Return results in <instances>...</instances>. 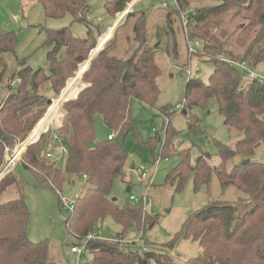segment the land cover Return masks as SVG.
I'll return each mask as SVG.
<instances>
[{
	"label": "trees",
	"instance_id": "1",
	"mask_svg": "<svg viewBox=\"0 0 264 264\" xmlns=\"http://www.w3.org/2000/svg\"><path fill=\"white\" fill-rule=\"evenodd\" d=\"M132 1L105 2L107 18L115 20ZM190 1L175 0L174 6L167 3L163 7L168 9L164 18L171 31L175 16L181 10H187ZM37 2L46 18L60 19L69 15L73 23L86 26V37L74 36L67 27L48 29L43 44L49 47L47 73L43 69L33 71L25 67L19 70L18 84L8 91L0 104V165L4 149L13 148L17 142L22 143L44 117L46 111L36 108L42 99L40 90L47 86L56 96L60 95L67 80L91 59L83 71L86 86L75 98L62 105L63 120L55 130L67 149L64 173L85 180V190L73 203L67 227L78 238L97 230L106 217L114 218L123 231L131 227L139 228L142 224L143 227H153L157 220L146 216L141 205L128 203L119 208L109 198L113 182L123 176L128 158L120 139L129 134L134 126L130 103L135 99L152 107L160 95L156 84L160 69L154 60L158 45L147 46V15L135 12L133 7L132 12L125 14L126 22L136 18L132 28L135 47L127 57L118 58L112 54L117 45L116 38L94 53L102 33L98 26L93 29L87 19L90 9L88 0ZM217 2L209 7L195 8L184 19L185 25L180 21L186 39L198 38L202 41V51L197 55L208 58L206 61L213 67L207 83L197 77H189L186 81L182 114L187 119L186 132L194 138L201 132V127L191 111L196 107L205 109L208 101L214 100L224 126L239 139L233 146L213 140L220 159L215 167L205 156H199L192 162L189 149H179L175 145L174 138L177 139L179 133L170 127V120L166 123L163 139H151L146 146L160 159L173 156L179 159L167 173L163 185H172L179 192L191 180L197 192L208 185L214 175L221 188L233 187L243 193L253 207L234 223L238 208L236 203L212 202L191 213L175 237L159 246L123 245L122 235L117 241L93 240L86 245L90 258L84 264H177L169 252L181 239L197 242L202 251L200 257L190 258L186 264H264V163L249 160L257 147L264 146V83L249 80L244 86L238 68L239 64L249 60L254 65L264 61V0ZM233 9L235 16L246 21L234 39V45L243 48V53L234 56L227 51L226 57H222L220 47L210 44L212 37L203 30V26ZM119 27L117 24L114 31L117 32ZM160 30L163 32L164 28ZM16 44L15 32L0 33V55L13 53ZM19 62L22 64L23 60ZM73 93L74 90L70 91V95ZM171 109L167 107L160 111L170 118ZM26 110L30 111L24 113ZM96 116L110 132L105 141H96ZM45 133L30 141L15 169L0 179V264H47V240L32 242L26 235L29 211L18 173L23 169L33 177L36 185L49 188L58 197L66 179L56 162L44 157L42 141ZM109 136L112 138L109 139ZM238 156L243 157V162L248 160V163L242 165V162L227 170L230 161Z\"/></svg>",
	"mask_w": 264,
	"mask_h": 264
},
{
	"label": "rangeland",
	"instance_id": "2",
	"mask_svg": "<svg viewBox=\"0 0 264 264\" xmlns=\"http://www.w3.org/2000/svg\"><path fill=\"white\" fill-rule=\"evenodd\" d=\"M107 1L109 0H88L90 9L87 19L92 23L93 29L98 26L101 30L102 34L98 37L97 47L116 38L117 45L112 54L118 58L127 57L135 47L132 41V28L136 18H131L127 22L122 14L118 15L115 20L107 18L104 9V4ZM132 3H134L133 10L135 12H144L147 15V46L158 45L154 60L160 69V76L156 79L160 95L152 107L135 99L130 103V117L134 121V126L129 134L120 139L128 158L123 176L113 182L109 198L119 208H123L126 204L133 203L130 200L131 197L140 199L148 195L150 207L145 215L157 220V223L153 227L147 225L143 227L142 224L139 228L131 227L123 231L122 226L114 218L106 217L98 225L96 234L100 240L107 241H117L120 238L119 235H122L121 244L123 245L127 242L126 245L135 243L138 247L148 244L159 246L167 244L175 237L191 213L203 209L212 202L236 203L238 208L233 219L234 223L253 207V203L245 200L246 196L233 187L221 188L214 175L211 176L208 185L197 192L194 191L191 180H188L181 191L176 192L172 185L163 184L167 173L179 162L178 157L160 159L158 156H154L146 146V143L151 139H163L166 123L170 120V127L179 133L177 139L174 138L175 145L179 149H189L192 162L199 156H205L208 158L209 164L215 167L219 164L220 159L213 140L233 146L239 139L234 132H230L224 126L214 100H209L205 109L196 107L191 111V114L200 121L201 127V132L194 138L187 134V119L182 114L185 107L183 99L186 81L189 77H197L207 83L213 72V67L206 61L208 58L197 55L202 51V41L191 37L190 40L186 39L181 30L180 21L183 23L195 8L215 5L218 3L217 0H191L187 10H181L175 16L172 31L165 24L164 14L168 9H164L159 0H137L136 2L133 0L128 5ZM167 3L169 6H174L175 0H167ZM128 5L124 12L128 9ZM235 13L236 11L233 9L203 26V30L212 37L210 44L215 43L220 47V56L222 57H226L225 52L227 51H230L234 56L243 53V48L234 45V39L240 33L239 28L243 27L246 21L235 16ZM117 24L120 27L116 32L114 29ZM156 26L158 28L155 30ZM65 27L69 28L72 34L78 38L86 37V26L73 23L69 15L60 19L46 18L37 0H0V33L15 32L17 35L14 52L0 55V104L5 100L8 91L18 84L17 74L23 67L33 71L43 69L47 73L46 56L49 47L43 46L46 40V30ZM161 28H164L163 32L160 30ZM63 52L62 49L61 54ZM22 60L21 64L19 61ZM90 60L84 62L73 74V77L67 80L60 95L56 96L47 86L40 90L42 99L36 108L46 111L44 117L48 112L49 114L42 121V123L45 122L42 131L40 129L41 132L36 136L44 133V129L52 119L49 130L45 133L42 141L43 154L49 151L48 145L51 143V136L59 127L57 126L58 122L62 123L63 120H61L63 110L57 111V108H60L62 104L59 100L68 87L75 91L73 96L75 97L86 86L83 81V71L88 67ZM245 68L246 71L239 68L244 86L249 83V79L246 77L248 72L255 74L257 79L264 80V61L254 65L252 60H249L245 62ZM187 71H190V76ZM76 81L79 83L77 87ZM49 100L52 101L51 104H48ZM181 104L183 105L182 110L176 111V107ZM167 107L172 108L169 111L172 115L170 118L165 117L160 111ZM28 111L30 110H26L24 113ZM36 127L22 142L23 144L27 143L28 139L37 131ZM95 134L96 141H105L110 134L103 126L99 116L95 117ZM17 144L20 143L17 142ZM52 147L53 149L50 151L53 153V159L48 160L56 162L66 179V183L58 192V197L49 188L36 185L33 177L23 169L18 172L22 180L24 201L29 211L26 235L32 242L47 240L49 244L47 264H84L90 255H86L83 260L70 253L71 246L83 245L84 240H78L69 231L67 221L71 213L63 207V201L72 205L85 190L83 187L85 180L80 176L66 175L64 173L65 159L61 160L60 153L55 149L59 147V144H53ZM249 160L264 163V146L257 147ZM242 162L243 157H235L228 164L227 170ZM143 174L145 180L142 182L140 176ZM58 199L61 201L60 204H58ZM147 204L149 205L148 201ZM169 254L177 264H186L188 259L200 257L202 251L197 242L181 239L175 243L174 249Z\"/></svg>",
	"mask_w": 264,
	"mask_h": 264
},
{
	"label": "built area",
	"instance_id": "3",
	"mask_svg": "<svg viewBox=\"0 0 264 264\" xmlns=\"http://www.w3.org/2000/svg\"><path fill=\"white\" fill-rule=\"evenodd\" d=\"M160 2H161L162 7L167 6V0H160ZM132 5H133V3L130 4V5H128V9L125 12H123L122 15H125V13H128L129 11L132 12ZM183 25H185V21H183ZM238 66H239V68L242 71H246L247 70L245 68V64H239ZM187 74H188V76H190L191 75L190 71H187ZM246 77L249 80H258L259 82L264 83V80L257 79L256 75L253 74V73L248 72L246 74ZM15 83H13V84L15 85ZM54 104L56 105V102ZM182 104L181 105H178L175 110L176 111L182 110V107H183ZM58 110H59V108H57V111ZM48 114H49V112L47 113V116H48ZM46 117H44L40 121V123L38 124V126L36 127V130L38 131V134H39V132L42 131L43 125H41V123H42V121L44 119H46ZM51 121H52V119H51ZM51 121L47 124L46 129H44V133L49 130V126L51 124ZM40 129H41V131H40ZM108 138L111 139L112 136H109ZM31 140H32V137H30L28 139V142L27 143L26 142L24 144L23 143H20V144H17L16 146H14L13 148L6 147L4 149V159H3L2 165L0 166V179L3 178L5 175H7L8 173H10L11 171H13L15 169V167L17 166V164L21 160V156H22V153H23L24 149L30 143ZM56 143L59 144V147H56L55 149L60 153L61 160L64 159V157L66 156L67 149H66L65 145L63 144V139L60 136H58L57 133H53L52 136H51V143L48 145L49 151H47L44 154V157L46 159H53V153L50 150L53 149L52 145L53 144H56ZM140 180L142 182L145 180V175L144 174L140 176ZM147 197H148V195H146V197H141L140 199H136V198L131 197L130 200L135 205H141L143 212L146 214L147 211H148V208L150 207V199H147ZM147 201L149 202V205L147 204ZM60 203H61V201H60ZM63 207L65 209H67L68 211H70V213L73 212V204L72 205H69L66 201H63ZM96 231L97 230H95L94 232H91L88 235H86L84 237H81V238H78V236H76V235H74L72 233V235L75 238H77L78 240H84V243H83V245H73V246H71L70 247V253L73 254V255H75V256H77V258H79V259L85 260L86 255H87V252H86V248L87 247H86V245L89 242L93 241V240L99 239L98 236H97V234H96ZM124 244L126 245L127 242H125ZM142 250L144 251L145 249L142 248Z\"/></svg>",
	"mask_w": 264,
	"mask_h": 264
},
{
	"label": "crops",
	"instance_id": "4",
	"mask_svg": "<svg viewBox=\"0 0 264 264\" xmlns=\"http://www.w3.org/2000/svg\"><path fill=\"white\" fill-rule=\"evenodd\" d=\"M137 0H135V2H136ZM133 5H134V3H133ZM133 5H132V7H133ZM125 16V15H124ZM104 45V44H103ZM102 47V45H99L98 46V48H101ZM86 69V68H85ZM84 69V70H85ZM77 80V79H76ZM79 83H78V81H76V87H77V85H78ZM69 88V89H68ZM65 91H64V93L62 94V96H61V98H60V100H59V102H63V100H65V99H70V97H73L74 96V94H75V91H74V93L73 94H69L70 93V91H72V89H71V87H68ZM77 95V94H76ZM76 97V96H75ZM74 97V98H75ZM65 98V99H64ZM61 108H62V106L59 108V110L61 111ZM59 114V113H58ZM63 118L61 117V120H62ZM61 124V122H58V125L57 126H59ZM41 125H45V122L44 123H42ZM40 125V126H41ZM36 131V130H35ZM36 135H38V131H36V132H34V134L32 135V140L33 139H35L37 136ZM23 147V146H22ZM21 147V148H22ZM73 255V254H72Z\"/></svg>",
	"mask_w": 264,
	"mask_h": 264
},
{
	"label": "water",
	"instance_id": "5",
	"mask_svg": "<svg viewBox=\"0 0 264 264\" xmlns=\"http://www.w3.org/2000/svg\"><path fill=\"white\" fill-rule=\"evenodd\" d=\"M99 50V48L97 47V49L94 51V53H96L97 51ZM63 51H64V48H63ZM77 96V95H76ZM70 99H72V98H70ZM68 99H66L65 101H63L62 102V104H64L66 101H67ZM51 100H49L48 101V104H51ZM62 104H61V106H62ZM246 163H248V161H244L243 163H242V165H245ZM131 169H133V166H131ZM127 192H129V189H127Z\"/></svg>",
	"mask_w": 264,
	"mask_h": 264
}]
</instances>
